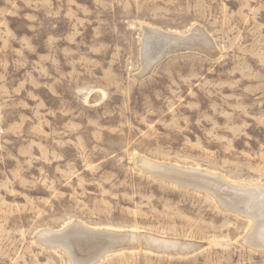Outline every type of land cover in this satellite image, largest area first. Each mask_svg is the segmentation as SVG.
I'll list each match as a JSON object with an SVG mask.
<instances>
[{"label": "rangeland", "instance_id": "rangeland-1", "mask_svg": "<svg viewBox=\"0 0 264 264\" xmlns=\"http://www.w3.org/2000/svg\"><path fill=\"white\" fill-rule=\"evenodd\" d=\"M147 27L215 50L148 67ZM143 158L264 186V0H0V264H264L261 218ZM84 227L193 249L82 253Z\"/></svg>", "mask_w": 264, "mask_h": 264}, {"label": "bare ground", "instance_id": "bare-ground-1", "mask_svg": "<svg viewBox=\"0 0 264 264\" xmlns=\"http://www.w3.org/2000/svg\"><path fill=\"white\" fill-rule=\"evenodd\" d=\"M202 29L200 30L199 28H194L193 32L189 36L188 35L187 36H181L178 34L165 33L162 31L155 30L153 28L148 29V27H147L145 29V34H144L145 36H144V40H143V43H144L143 54H145L148 57V60H149V62H148L149 66L148 67H152L154 65L155 59L157 57H159L160 55H163V57H165L171 53L179 52L182 50H187L189 48L190 49L191 48H197L201 51L206 52L207 54L208 53L211 54L215 50V46H214L211 38L205 33V31H203L204 29L203 30ZM146 56H145V58H146ZM144 61L146 62V60H144ZM140 164L146 170L151 171V173L155 172V171L163 172V173L170 174L171 176H174L175 178L178 177L179 179H184V180L189 181V182H186L183 180H179V181H182V183H184V184L196 185L193 182H197L198 184H200V187L203 188L202 183H205L206 186H209L212 189L215 187L214 185H217L219 187L223 186V189H221L222 194H224L228 197L230 196L231 199L233 200V202H235L234 204H236L235 207H232V208L235 209L236 206H238L237 208H243V210L245 212L244 211H242V212L247 213L248 215L250 214L256 221L259 220L258 218H261V221L264 224V186H258L257 185V186H253L251 188H243L242 187V189H238V187L236 188V187L232 186L231 184H228V183H226V185H225V183L223 184L219 180L214 179V177H212L210 174H205V172H203L204 170L203 171H196V170H191L189 168L170 166V165L160 164V163H157V162H154V161H151L148 159H144V158L140 160ZM163 176H164V174H163ZM198 184H197V186H198ZM225 186L227 187V189H230V190H227ZM236 191H238V192H236ZM238 195H240L239 198H241V199L238 198ZM245 201L247 203H245ZM235 210H238V209H235ZM71 226H72V224H71ZM69 227H68V230H69ZM81 227H82V225H81ZM79 229H81V228H79ZM84 229H85V227H84ZM75 230H77V229H75ZM257 230H260L261 233L257 234L255 229H254V232H252V233L254 236H256L259 245L264 246V227L261 228L260 226L257 225ZM83 232H84V234H83ZM97 232H98V230H92V229H88V228H86L85 230H82V231L79 230V231L75 232V233H79V235L77 234L78 236L76 235L73 240L77 241L76 246L79 247V250L82 253L83 252L84 253H90V251L94 250L96 247L100 248V247L104 246V247H106V249H108L109 246H111V247L113 246V245H110V242L112 244H114L115 239L118 240V238L120 237L119 234H121V235L126 234V233L116 234L117 232L112 231V230H108V233L112 232V234H114V235L95 234ZM65 233H68V232H65ZM127 234H131V235L139 237L141 244L143 242H145L147 244L146 248L147 247L152 248L153 250H163V249L167 250V249H172V248L176 249L177 246H184V245L190 246L187 248H185V246H184L183 247L184 250H188L191 248L193 249V247H191L192 243H184V244L179 245V243L177 242L178 240L172 241V240H168L166 238L159 237V236H156L153 234H146V233H142V232L137 233V232H133V231H130ZM41 235L44 237H48V238L51 237L52 239L55 240L54 243H57L58 245L61 244V245H65V246L66 245L67 246H74V244L72 245L70 242H69L70 243L69 244L67 242L69 239L65 238V236L62 237V235H60V233H55V232L52 233V232L47 231V232L42 233ZM255 241L256 240H254V242ZM115 244H114V246H115ZM66 249L67 248H65V250ZM74 252H75V250H74ZM77 252H78V250H77ZM102 252H103V250H102ZM102 252H101V254H102ZM94 253H95V251H94ZM82 255H84V254H82ZM91 257H93V256H91ZM83 258H84V256H83Z\"/></svg>", "mask_w": 264, "mask_h": 264}, {"label": "water", "instance_id": "water-1", "mask_svg": "<svg viewBox=\"0 0 264 264\" xmlns=\"http://www.w3.org/2000/svg\"><path fill=\"white\" fill-rule=\"evenodd\" d=\"M164 57H163V55H160L159 57H157L156 59H155V62H154V64H157L159 61H161L162 59H163ZM151 172V171H150ZM152 173H163V172H158V171H155V172H152ZM164 174H167V173H164ZM167 176H169V175H167ZM170 177V176H169ZM95 234H106V235H114V234H112V233H104V232H97V233H95ZM120 235V237L118 238V240H120V239H128L129 238V240L131 241V242H134V241H137L138 243V246H140V245H143V246H146L147 244L145 243V242H143L142 244L140 243V240H139V237H137V236H134V235H131V234H123V235H121V234H119ZM116 236V235H115ZM77 242V241H76ZM126 246H130V244L129 243H127L126 244Z\"/></svg>", "mask_w": 264, "mask_h": 264}]
</instances>
